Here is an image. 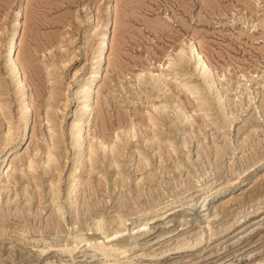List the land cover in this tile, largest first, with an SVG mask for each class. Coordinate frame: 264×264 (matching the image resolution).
<instances>
[{
  "label": "rangeland",
  "instance_id": "1",
  "mask_svg": "<svg viewBox=\"0 0 264 264\" xmlns=\"http://www.w3.org/2000/svg\"><path fill=\"white\" fill-rule=\"evenodd\" d=\"M14 36L32 108L23 138V94L4 56ZM189 39L213 69L215 99ZM184 81L200 88L197 100L175 87ZM100 138L110 145L90 159ZM5 141L17 151L0 170V264H116L79 239L92 245L86 227L98 218L106 233L120 218L129 229L156 221L138 243L173 229L117 264H264V0H0V149Z\"/></svg>",
  "mask_w": 264,
  "mask_h": 264
},
{
  "label": "bare ground",
  "instance_id": "2",
  "mask_svg": "<svg viewBox=\"0 0 264 264\" xmlns=\"http://www.w3.org/2000/svg\"><path fill=\"white\" fill-rule=\"evenodd\" d=\"M111 8H112V5L109 4L107 5V8L105 9V17L103 19V21L101 22V26H100V31L97 35V44H96V49H95V55H96V62H97V67H96V70H95V73H98L99 71V67H100V64L102 63L105 55H104V52L105 50L108 48V45H109V38H110V29H111V25H112V21H111V18H110V14H111ZM21 15V14H20ZM19 22V21H18ZM86 23L89 24V23H92V16L91 15H88L87 16V19H86ZM17 26V25H16ZM19 27V26H18ZM17 33V32H16ZM20 35V34H19ZM185 47L187 49V54L189 56V59L191 60L192 62V65H193V68L195 69V71H197V77H199L200 79H202L205 83H204V91L206 94H211L212 96L214 95L213 93V87H214V80H212V76L210 78V74L212 72V67L211 65L208 63V61L206 60L205 56L202 54V52L200 51V49L198 48V46L191 40L189 39L186 43H185ZM17 48H18V41H17V38L14 36L13 38L9 39V41L7 42V45L5 47V57L7 59H9L10 63H11V70H12V74L13 76L17 79L18 81V84H19V87L21 88L22 90V94H23V97H22V101H21V104H20V112H21V118H22V122H21V131H20V137H24V136H28L29 135V132H30V127H29V120H30V116H31V113H32V108H31V102H30V99H29V96L26 95V88H27V85L24 81V78L22 76V73H21V69H20V65H19V62L17 60V58L15 57V54H16V51H17ZM181 52V50H180ZM184 53V51H183ZM180 56V55H179ZM172 59V58H170ZM181 59V58H180ZM188 59V60H189ZM181 60H179L178 58V62H180ZM169 64H167L169 68H171L170 66H175L174 64L171 65V61H168ZM173 63V61H172ZM177 63V62H176ZM181 63V62H180ZM189 63V62H188ZM183 64V62L181 63ZM181 66V65H180ZM162 67H165V65L162 64L161 68ZM101 68V67H100ZM173 68V67H172ZM163 69V68H162ZM186 70V69H185ZM174 72V75L169 77V79H174V80H177L178 77H177V73L178 72H175V70L173 69V71H171V69H169V73L165 74V76H169L170 74L172 75ZM152 77H156V78H162V73L160 74H154V72H149ZM99 75V74H98ZM151 77V79H152ZM163 78H165L163 76ZM166 79V78H165ZM182 79V78H181ZM163 81V80H162ZM181 80L179 81L178 84H181ZM185 82V81H184ZM202 82V81H201ZM93 84V83H92ZM163 84V83H162ZM166 88V86H164ZM176 88H182V91L184 90L185 93L189 94V96L193 97L194 95L193 94H197L198 91L200 88H198L197 85L195 84H191L190 82L186 81L185 83L182 84V87L179 86H175ZM91 89H92V86H90L89 88V93L91 92ZM203 89V88H202ZM164 90V89H163ZM181 91V89H179ZM164 91H162L163 93ZM203 93V91H202ZM203 93V94H205ZM157 96V95H156ZM206 96V95H205ZM223 96V95H222ZM195 98L197 96H194ZM214 99L216 96H213ZM165 98V96H164ZM213 99V100H214ZM197 100V98H196ZM215 101V100H214ZM216 102V101H215ZM175 103V102H174ZM173 103V104H174ZM217 103V102H216ZM215 103V104H216ZM148 104H149V101H148ZM152 104V103H151ZM205 104V103H204ZM160 104H152V109L151 110H154L156 111L155 113H159L157 114L158 116L161 115L162 113V106H158ZM163 108L165 109V107L163 106ZM179 108V107H178ZM181 108V107H180ZM183 109V108H182ZM180 109V111L182 110ZM161 110V111H160ZM179 110V109H178ZM91 108L89 107V101L87 100L84 104V107H83V112L82 114L85 115V116H90L91 114ZM179 111L180 115L177 116V119L178 121L180 122L179 124H183L184 123V120L187 118L185 115V111H182V113ZM163 113H165V111H163ZM178 113V112H177ZM175 113V114H177ZM160 118V117H159ZM156 117L154 116V113H151L149 112L147 114V122L148 124H150L151 126H156L155 125V121H156ZM174 119V118H173ZM6 120V119H5ZM176 120V119H175ZM186 121V120H185ZM190 121V120H189ZM176 122V121H175ZM83 123V122H82ZM191 123V122H190ZM84 124V123H83ZM8 125V124H7ZM166 125V124H165ZM181 126V125H180ZM8 130V129H7ZM80 131L81 128L78 127V125L74 128V131H73V134L76 136V138H79L80 136ZM6 132V131H5ZM9 132V131H7ZM10 133V132H9ZM187 133V132H186ZM12 134V133H11ZM9 135V134H7ZM125 135V134H124ZM8 137V136H7ZM6 137V139H7ZM150 137V136H149ZM116 138L118 139V136H116ZM19 139V138H18ZM152 139V138H151ZM53 140V138H52ZM154 140V139H153ZM11 143V142H10ZM17 143V142H16ZM82 143V142H81ZM12 144V143H11ZM73 144V143H72ZM1 149H0V170L4 171L5 169H8L9 167V161H8V156L15 153L17 150H16V147H17V144H14V145H10L8 141H5L3 143H1ZM10 145V146H9ZM49 145V144H48ZM110 145L109 143H106V141L103 139V138H100L98 139V144H97V147L95 148V150H93V148H90V151H89V157L91 159V156L90 154H96V152H100L102 154L105 153L106 151V148L107 146ZM73 146V145H72ZM81 146V145H80ZM78 146V147H80ZM115 146V144H114ZM75 149V148H74ZM83 149V148H81ZM80 149V150H81ZM127 149V148H126ZM170 149V148H169ZM220 153V152H219ZM46 154V153H45ZM47 160L46 157L44 160V163L45 161L48 162V161H52L55 157L54 155L51 153V152H48L47 154ZM87 155V154H86ZM85 155V156H86ZM30 160V159H29ZM110 161V160H109ZM22 162V161H21ZM54 162V161H53ZM111 162V161H110ZM43 163V162H42ZM28 169L30 168V170L28 171H31L33 170V166L31 165V162H28ZM49 164V163H48ZM113 164V163H112ZM47 165V164H46ZM90 165V164H89ZM44 166V164H43ZM46 167V166H45ZM54 171V170H53ZM22 172V171H21ZM13 175V174H12ZM30 175V174H29ZM35 175V174H34ZM37 175V174H36ZM19 178V177H18ZM38 178V177H37ZM71 179V178H70ZM72 181V180H71ZM49 182V181H48ZM73 184V183H72ZM57 185V184H56ZM70 185V184H69ZM58 186V185H57ZM100 186V185H99ZM73 187V186H72ZM59 188V186H58ZM71 189V188H70ZM37 190V189H35ZM72 191V189L70 190ZM39 192H40V189H39ZM46 192V191H45ZM63 192V191H62ZM71 196V192L68 191V196ZM30 196V195H29ZM63 196V195H62ZM67 196V197H68ZM54 197V196H53ZM36 198V196H35ZM39 198V196H38ZM56 198V197H55ZM72 200V199H70ZM69 200V201H70ZM54 201V199H53ZM20 202V201H19ZM31 202V201H30ZM38 202H40L38 200ZM72 202V201H71ZM55 203V202H54ZM58 205V204H56ZM69 206V205H68ZM71 206V204H70ZM69 206V207H70ZM54 207V206H53ZM68 207V208H69ZM57 210L60 208L59 206H56ZM71 208V207H70ZM56 210V211H57ZM149 210V209H148ZM57 213V212H56ZM18 215V214H17ZM128 216V215H127ZM158 217V216H157ZM95 219V218H94ZM127 219V218H126ZM126 219H122L120 218V223L118 224H122L121 226L119 225V227L117 226V228L115 227V229L113 231H110L106 233V231L103 230L102 228V225H101V221L103 222V219L101 220L100 218H98L97 220H93V221H90V225L87 226V230L88 232H92L91 233V236L92 239H94V242L92 243L91 245V240H88V238H85V237H81L79 234V236L81 238H79L81 241H85L86 244L89 242V246H92V248H94L95 250H98L97 252H101V255H102V260L105 258H108V257H114L115 258V262L113 261L112 263H118L120 260L119 258L122 256V255H125L127 254L131 249H133L134 246H143L144 244L146 243H149L150 241H154V239H160L162 236H165L166 233H172L173 232V229L171 230H168L166 233H162V234H159L157 235L156 237H151L150 239H147V240H144V241H141L138 243V240H139V237H142L144 238V236H151L152 234H154L156 231H154V226H149L147 228L148 225L152 224V223H155V222H151V223H148V222H144V223H140L139 225L133 227L132 229H129L128 227H124L126 226V223H127V220ZM118 220V219H117ZM116 220V222H117ZM161 220V219H160ZM105 221V220H104ZM112 221V220H111ZM171 222V220L169 221H166V222H163V228L166 227V225H168L169 223ZM113 223V221H112ZM103 224V223H102ZM170 228V227H168ZM23 229V228H22ZM59 230V229H58ZM87 230L85 232H87ZM151 231V232H150ZM81 233V231H79ZM83 234V233H81ZM40 235V234H39ZM76 236H77V233H76ZM74 237V236H73ZM77 238V237H76ZM201 238V237H200ZM164 239V238H163ZM160 240L158 241H155L156 243L159 242ZM182 242V241H181ZM79 243V242H78ZM74 246L71 245V247L67 250V252L69 254H71L73 251H75V249H77V244ZM85 245V244H84ZM195 247V246H194ZM45 248V247H44ZM44 248H42L41 250H43ZM186 249V248H185ZM141 254V253H140ZM99 254V256H101ZM139 255V254H138ZM143 255V254H141ZM104 256V257H103ZM129 256V255H128ZM135 256H137V254H135ZM92 257V255H91ZM126 257V256H124ZM123 257V258H124ZM134 257V256H133ZM113 258V259H114ZM112 259V260H113ZM122 259V258H121ZM108 260V259H107ZM126 260V259H125ZM131 260V259H130ZM127 261V260H126ZM101 262V261H100ZM107 263V261H104ZM103 262V264H104ZM110 261H108L107 264H110L109 263ZM102 263V262H101ZM100 263V264H101Z\"/></svg>",
  "mask_w": 264,
  "mask_h": 264
}]
</instances>
